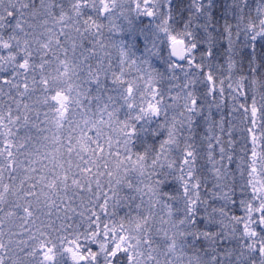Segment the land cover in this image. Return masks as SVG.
Segmentation results:
<instances>
[{"label": "snow or ice", "instance_id": "1", "mask_svg": "<svg viewBox=\"0 0 264 264\" xmlns=\"http://www.w3.org/2000/svg\"><path fill=\"white\" fill-rule=\"evenodd\" d=\"M0 264H264V0H0Z\"/></svg>", "mask_w": 264, "mask_h": 264}]
</instances>
